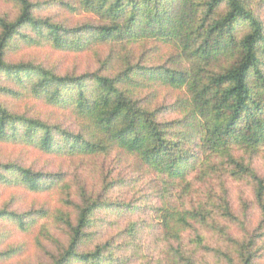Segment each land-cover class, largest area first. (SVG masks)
Masks as SVG:
<instances>
[{
  "label": "trees",
  "instance_id": "trees-1",
  "mask_svg": "<svg viewBox=\"0 0 264 264\" xmlns=\"http://www.w3.org/2000/svg\"><path fill=\"white\" fill-rule=\"evenodd\" d=\"M12 2L17 7L14 17L0 13V95H17L3 84L6 81L27 87L50 105L69 106L79 128L74 131L61 123L13 113L0 103V142H24L47 155L72 158L125 153L168 188L190 185L202 162L208 172L220 167L234 178H252L264 210V179L235 156L236 151L251 156L264 152V22L257 0L58 1L72 12L93 16V21L75 27L37 15L46 2ZM20 45L29 49L49 45L73 54L98 46L110 47L111 52L98 71L60 74L31 61L11 62L9 54ZM137 48L142 52L136 58ZM112 57L124 60L122 68L111 66ZM164 89L180 92L173 104L159 101ZM170 115L180 119H166ZM195 150L201 152L195 154ZM108 174L99 193L81 189L75 219L62 215L68 241L52 257V264L130 261L127 251L146 229L144 219L130 216L144 207L138 200L114 197L133 180ZM61 181L15 161L0 163L3 184L40 193ZM166 194L165 189L163 206L153 209L150 219L167 242L181 244L182 235L194 223L209 225L213 219L211 205L182 211L164 201ZM223 200L227 219L238 221ZM99 214L119 217L113 218L117 233L108 240L102 241L99 235V225L106 222L97 218ZM0 219L24 228L29 218L1 209ZM233 242L235 254L227 256L228 264L259 261L260 247L254 238ZM5 254L0 253V259ZM167 254L168 264H196L182 247L170 246Z\"/></svg>",
  "mask_w": 264,
  "mask_h": 264
},
{
  "label": "rangeland",
  "instance_id": "rangeland-1",
  "mask_svg": "<svg viewBox=\"0 0 264 264\" xmlns=\"http://www.w3.org/2000/svg\"><path fill=\"white\" fill-rule=\"evenodd\" d=\"M34 1L46 2L43 8L37 11V15L41 17L64 22L72 27L93 21L91 15L72 12L59 5L57 2L60 0ZM257 3L258 14L264 22V0H257ZM16 8L12 0H0L1 14L8 13L14 17ZM19 47V50L9 54L11 62L31 61L55 69L60 74L76 75L98 71L105 57L111 52L110 47L98 46L82 54L58 52L49 45L35 49L21 45ZM165 50L164 61L167 56ZM120 52L125 54V51ZM141 52L142 49L137 48L135 57L141 56ZM112 58L110 60L114 64L111 66L114 69L122 68L124 60ZM154 58L158 60V56ZM131 61L135 62L133 59ZM3 84L17 93L15 97L0 95V103L13 113L61 123L67 129L78 130L77 121L69 106L50 105L46 99L36 98L27 87L26 89L16 87L8 81ZM179 93L164 89L159 101H164L166 105L173 104ZM166 119L179 120L180 117L170 115ZM200 152L194 151L195 154ZM235 156L243 158L244 162L264 179V152L251 156L243 151H236ZM12 161L31 167L35 171L56 175L62 181L49 191L40 193L31 192L15 184L0 183V210L7 209L9 212L26 215L29 218L24 228L12 220L0 219V253H6L0 259V264H52V257L56 256L60 246L66 245L68 241V232L63 224L62 215H70L75 219L77 217L75 206L81 203V189L86 188L93 194L99 193L104 177L109 175L108 172H112L115 177L133 180L128 189L117 191L113 194L114 197L127 202L138 200L144 207L142 212L130 216L139 221L144 219L146 229L142 231L138 241L133 243V247L128 249L127 256L130 261L127 264H159L161 261L168 264L167 253L170 246L182 247L183 251L193 256L196 264H228L227 256L235 254L233 241H242L248 237L254 238L260 247V259L256 264H264V210L257 201L256 184L252 178H234L224 173L220 167L208 172L207 166H203L201 162L197 164V172L190 178V185L188 182L168 188L154 180L155 176L146 172L135 157L125 153L114 152L108 156L72 158L63 154L47 155L24 142H0V163ZM165 189L167 194L164 201L182 211L194 212L200 208L206 209L210 205L213 207L214 204V207L210 208L214 210V216L209 225L194 223L192 228L182 235L181 244H171L163 239L160 228L150 219L153 218V209L163 206ZM225 198L238 221L232 222L227 219L222 209ZM97 218H106V222L99 225L102 241L110 239L117 233L118 224L113 225L115 220L113 218L119 217L99 214ZM172 256L171 254V258Z\"/></svg>",
  "mask_w": 264,
  "mask_h": 264
}]
</instances>
